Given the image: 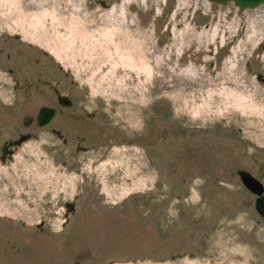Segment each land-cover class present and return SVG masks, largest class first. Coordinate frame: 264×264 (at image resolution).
<instances>
[{
	"label": "rangeland",
	"instance_id": "obj_1",
	"mask_svg": "<svg viewBox=\"0 0 264 264\" xmlns=\"http://www.w3.org/2000/svg\"><path fill=\"white\" fill-rule=\"evenodd\" d=\"M263 43L264 4L0 0V51L41 47L64 69L42 55L41 79L123 126L74 172L50 125L0 165V264H264V219L237 175L264 182ZM7 81L0 70L3 100Z\"/></svg>",
	"mask_w": 264,
	"mask_h": 264
},
{
	"label": "flooded vegetation",
	"instance_id": "obj_2",
	"mask_svg": "<svg viewBox=\"0 0 264 264\" xmlns=\"http://www.w3.org/2000/svg\"><path fill=\"white\" fill-rule=\"evenodd\" d=\"M100 3L106 7L109 6L101 1ZM14 37L19 38V35H14ZM30 47L34 49L33 52L27 53L23 49L24 47L21 46L17 51L5 53L0 51V70L3 72L5 81L8 79L2 87L8 90L11 97L13 96L12 99L3 100L1 97L3 90H0V165L5 166L15 161L21 148L30 141L40 139L42 130L47 125L51 126L49 134L54 138L52 145L60 147L56 149H61L59 157H55V161L62 166V170L77 171L75 167L81 165L84 160H88L90 152L98 151L99 149L104 150H99L98 152L99 156L104 159L108 151L101 142L108 140L110 135L107 131H104L118 127L120 130L123 129V126L114 125L112 120H110V118H120L122 116L117 113L112 114V111L87 109L85 105L75 99V93L72 92V89L63 91L57 82L41 79L44 70L42 55L51 57L54 62L57 61L48 52L42 50L41 47L34 45ZM262 48H264V43ZM35 51L38 53L35 54ZM30 64L33 66L31 69H29ZM57 66L63 69L58 62ZM208 67L210 70H215L217 63L210 62ZM262 69V72L257 75V79L264 84V64ZM44 81L48 85L47 93L51 100L48 104H37L36 99H40L43 94L41 87ZM72 82L74 84L73 78ZM27 89H30L27 91L28 95L24 93ZM27 97H29V100H27ZM26 101H28V105ZM42 106L53 109L52 117L44 125H40L38 121V113ZM100 134L101 137L99 136ZM113 136L122 139L118 133L113 134ZM129 136L137 138V133L130 131ZM260 148H264V145ZM249 173L253 175L251 172ZM260 182L264 188V182ZM63 206L65 207L62 213L63 220L60 222L62 228L69 225L70 222L66 217L69 213H73L75 209L74 203L71 201H65ZM22 224L27 226L24 221ZM41 224L42 222L37 223L36 226ZM21 240L25 241V239ZM18 263L28 264L22 258L13 261L11 264Z\"/></svg>",
	"mask_w": 264,
	"mask_h": 264
},
{
	"label": "water",
	"instance_id": "obj_3",
	"mask_svg": "<svg viewBox=\"0 0 264 264\" xmlns=\"http://www.w3.org/2000/svg\"><path fill=\"white\" fill-rule=\"evenodd\" d=\"M218 4H226L233 2L240 10L253 9L262 4L264 0H209ZM53 115V109L50 107L42 106L38 113V121L40 125L46 124ZM237 175L244 187H246L251 193L256 195L254 201V207L257 213L264 218V188L262 183L244 169H238Z\"/></svg>",
	"mask_w": 264,
	"mask_h": 264
},
{
	"label": "bare ground",
	"instance_id": "obj_4",
	"mask_svg": "<svg viewBox=\"0 0 264 264\" xmlns=\"http://www.w3.org/2000/svg\"><path fill=\"white\" fill-rule=\"evenodd\" d=\"M75 10H76V9H75ZM112 12H113V11H112ZM118 17H119V16H118ZM118 17L116 16V19H117ZM124 17H125V16H121V17H120V19H122V22H124L125 19H126V18L124 19ZM82 19H83V18H82ZM106 19H107V17H106ZM111 19H112V18H111ZM80 20H81V19H80ZM86 20H87V19H85V21H86ZM88 20H89V19H88ZM85 21H84V22H85ZM106 21H107V20H106ZM111 21H112V20H111ZM116 21H117V20H116ZM109 22H110V21H109ZM117 22H119V21H117ZM122 22H121V23H122ZM106 23H108V22H106ZM110 23H111V22H110ZM113 23H114V22H113ZM117 24H118V23H117ZM122 25H123V24H122ZM107 26H108V24H107ZM107 26H106V27H107ZM116 26H117V25H116ZM109 27H110V26H109ZM117 27H118V26H117ZM114 28H115V27H114ZM39 38H40V37H39ZM41 39H42V38H41ZM126 39H127V38H126ZM126 39H125V40H126ZM133 39H134V37H133ZM133 39H132V40H133ZM125 40H124V41H125ZM132 40H131V41H132ZM126 41H127V40H126ZM127 42H128V41H127ZM124 43H125V42H124ZM129 43H130V42H129ZM122 44H123V43H122ZM126 44H127V43H126ZM132 44H133V43H132ZM135 44H136V43H135ZM133 47H135V46H133ZM135 49H136V47H135ZM135 49H133V51H134ZM51 50H52V49H51ZM54 50H55V49H54ZM131 51H132V50H131ZM126 55H127V54H126ZM128 56H129V55H128ZM229 91H230V90H229ZM211 93H212V92H211Z\"/></svg>",
	"mask_w": 264,
	"mask_h": 264
}]
</instances>
